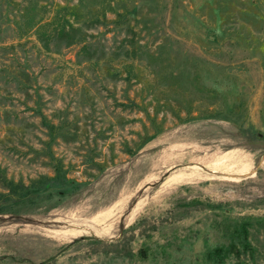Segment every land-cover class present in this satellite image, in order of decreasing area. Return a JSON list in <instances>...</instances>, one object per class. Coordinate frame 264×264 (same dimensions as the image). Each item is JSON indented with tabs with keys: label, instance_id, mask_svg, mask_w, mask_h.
<instances>
[{
	"label": "rangeland",
	"instance_id": "obj_1",
	"mask_svg": "<svg viewBox=\"0 0 264 264\" xmlns=\"http://www.w3.org/2000/svg\"><path fill=\"white\" fill-rule=\"evenodd\" d=\"M0 264H264V0H0Z\"/></svg>",
	"mask_w": 264,
	"mask_h": 264
},
{
	"label": "trees",
	"instance_id": "obj_2",
	"mask_svg": "<svg viewBox=\"0 0 264 264\" xmlns=\"http://www.w3.org/2000/svg\"><path fill=\"white\" fill-rule=\"evenodd\" d=\"M235 248V246L234 245H230L229 246V249L231 250V249H234Z\"/></svg>",
	"mask_w": 264,
	"mask_h": 264
}]
</instances>
